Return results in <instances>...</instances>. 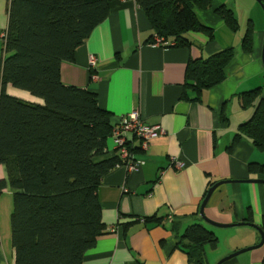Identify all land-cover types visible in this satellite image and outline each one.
<instances>
[{"label": "crops", "instance_id": "crops-1", "mask_svg": "<svg viewBox=\"0 0 264 264\" xmlns=\"http://www.w3.org/2000/svg\"><path fill=\"white\" fill-rule=\"evenodd\" d=\"M220 5L232 10L238 19L236 33L214 14ZM8 7L9 0H0V37L7 30ZM258 9L253 0H214L212 9L197 13L199 21L212 29V39L190 32L186 35L188 47H164L147 42L152 30L134 0H117L107 19L75 50L73 62L61 64L62 84L94 91L98 105L112 112L116 121L138 109L147 125L159 126L164 132L146 150L139 147L131 154L141 163L138 171L130 172L121 163L104 177L97 198L102 223L109 232L97 238L81 264H188L184 253L175 248L169 218L178 223L179 234L194 223L206 228L210 225L202 220L199 209L214 184L260 179L248 173L247 165H264V153L249 139L241 138L228 150L238 128L255 110L242 107V95L261 88L254 105L264 100V30L255 20ZM246 14L250 18L246 25L251 21L254 29L250 53L242 49L246 29L239 34ZM228 48H233L234 57L225 79L204 91L201 102L192 101L195 94L189 90L182 98L187 64ZM90 56L96 58L95 68L88 63ZM4 57L0 38V70ZM15 95L41 103L23 92ZM128 138L131 148L139 145L137 139ZM106 150V158L119 156L113 138L108 139ZM5 176L0 165V181ZM11 194L8 186L0 193V264L15 262ZM204 215L211 222L233 225L211 226L214 231L207 228L218 239L216 250H206L208 264H264V244L222 261L261 241L256 227L264 224V185L224 183L211 194ZM152 216L163 218V222L166 218V224L144 223V218ZM248 216L252 224L244 221ZM242 222L247 225H237ZM128 223L133 224L125 233L116 227ZM113 229L116 232H111Z\"/></svg>", "mask_w": 264, "mask_h": 264}, {"label": "trees", "instance_id": "trees-1", "mask_svg": "<svg viewBox=\"0 0 264 264\" xmlns=\"http://www.w3.org/2000/svg\"><path fill=\"white\" fill-rule=\"evenodd\" d=\"M214 0H134L144 14L152 36L164 47L185 48L187 34L213 38L198 11L212 9ZM117 0H9L5 57L0 70V165L5 179L0 193L12 192L10 215L14 264H81L98 237L105 235L97 190L104 177L122 162L115 155L106 158L107 141L117 124L116 116L98 105L97 94L64 86L60 66L73 62L75 50L108 17ZM230 32L239 30L232 10L214 9ZM242 49L252 52L253 25L248 22ZM234 57L228 48L205 60H191L185 70L182 98L187 90L201 102L204 91L220 84ZM19 90L41 103L25 101L9 93ZM261 88L241 97L244 109L254 107L252 118L238 128L228 150L247 138L264 153V100L255 106ZM117 126V125H116ZM139 145L128 142L129 153ZM248 173L264 179V165L249 163ZM139 220H136L138 222ZM252 224L251 216L244 219ZM135 223V222H133ZM118 224L124 233L133 224ZM144 223L166 224V218L152 216ZM175 248L188 264H208L206 250H216L217 237L194 223L179 234L169 218ZM264 231V224L260 227ZM115 232V231H114Z\"/></svg>", "mask_w": 264, "mask_h": 264}, {"label": "built area", "instance_id": "built-area-1", "mask_svg": "<svg viewBox=\"0 0 264 264\" xmlns=\"http://www.w3.org/2000/svg\"><path fill=\"white\" fill-rule=\"evenodd\" d=\"M6 35L7 32L0 37L4 44L6 42ZM153 42V44L156 46L165 45L164 41L158 37H155ZM88 63L91 68H95L96 58L94 56H90ZM93 79H95V76ZM163 134L164 132L159 126L147 125L142 120L140 111L135 109L126 116L120 117L117 126L112 130L111 137L113 138L114 146L119 152V159L121 162L125 164V167L128 171L136 172L139 170L141 163L137 162L129 153L127 146L130 138H128V136H131L132 139H137L140 143V148L142 150H146L148 145L153 140L161 137ZM180 167V165H177V168ZM114 231L116 232V229H113L111 232Z\"/></svg>", "mask_w": 264, "mask_h": 264}, {"label": "water", "instance_id": "water-1", "mask_svg": "<svg viewBox=\"0 0 264 264\" xmlns=\"http://www.w3.org/2000/svg\"><path fill=\"white\" fill-rule=\"evenodd\" d=\"M259 5L260 7L262 8V11H264V3L261 2V0H255ZM224 183H250V184H261V185H264V179H254V180H248V181H233V182H220V183H217V184H214L207 192L201 206H200V209H199V214H200V217L202 218V220L207 223L208 225L210 226H213V227H217V228H229V227H232L233 225H221V224H217V223H214V222H211L210 220H208L206 218V216L204 215V208L211 196V194L219 187L221 186L222 184ZM237 225H247L245 224L244 222L240 223V224H237ZM252 226V225H251ZM255 228V226H253ZM256 229L258 230L259 234H260V237H261V241L259 242V244H257L256 246H253L252 248H246L244 250H240L238 252H235L233 254H231L230 256H228L227 258H225L224 260L222 261H227L233 257H236L237 255L241 254V253H245L247 251H251L253 249H255L256 247H260L262 244H264V233H262V231L256 227ZM222 263V262H220ZM218 263V264H220Z\"/></svg>", "mask_w": 264, "mask_h": 264}, {"label": "rangeland", "instance_id": "rangeland-1", "mask_svg": "<svg viewBox=\"0 0 264 264\" xmlns=\"http://www.w3.org/2000/svg\"><path fill=\"white\" fill-rule=\"evenodd\" d=\"M240 3H242V4H244L242 1L240 2ZM253 4H257V6L260 8V9H258L259 10V15L257 16V17H255V15H254V17H255V20L257 21V23H258V25L259 26H261V27H259V29H261V30H264V11H262V8L260 7V5L255 1V0H253ZM198 13V12H197ZM201 13V12H200ZM199 14V13H198ZM262 14V15H261ZM250 20V18H249V16H248V14H246L245 16L243 15V18H242V20H241V22H240V24H241V26H240V31H239V34H241L242 33V31H245V27H246V22L247 21H249ZM260 31V30H259ZM12 87H10L9 88V93L10 94H12V95H15V94H17V92L19 93L20 91L19 90H15V89H11ZM17 97H19V96H17ZM23 100H25V101H30V102H32L33 100H29V99H26V98H24ZM112 138V137H111ZM140 163V162H139ZM140 167H141V164H140ZM139 167V168H140ZM11 196H12V194H11ZM13 197V196H12ZM11 198V197H10ZM12 204H13V202H12ZM13 211V210H12ZM206 228H208V229H210V230H213L214 231V228H212L211 226H206ZM209 230V231H210Z\"/></svg>", "mask_w": 264, "mask_h": 264}, {"label": "bare ground", "instance_id": "bare-ground-1", "mask_svg": "<svg viewBox=\"0 0 264 264\" xmlns=\"http://www.w3.org/2000/svg\"><path fill=\"white\" fill-rule=\"evenodd\" d=\"M96 64V63H95Z\"/></svg>", "mask_w": 264, "mask_h": 264}]
</instances>
